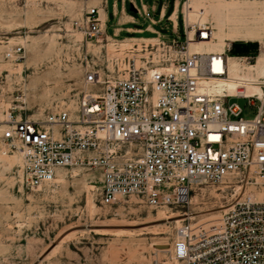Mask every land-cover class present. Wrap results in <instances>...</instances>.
Returning <instances> with one entry per match:
<instances>
[{
	"label": "built area",
	"instance_id": "2783aa9c",
	"mask_svg": "<svg viewBox=\"0 0 264 264\" xmlns=\"http://www.w3.org/2000/svg\"><path fill=\"white\" fill-rule=\"evenodd\" d=\"M69 1L81 5L72 32L80 44L100 47L106 65L102 69L84 58L83 89L72 108L50 111L42 120L0 110V142L21 155V187L35 193L55 182L61 170L92 169L101 206L134 200L171 210L189 204L194 186L233 177L239 187H248L245 196L212 222L179 225L169 260L264 264V77L252 83L260 94L215 90L214 83L227 77V59L194 49L210 41L213 30L206 23L190 24L182 10L184 41L161 37L153 44L162 50L156 61L109 59L106 47L117 50L119 43L102 31L98 11L106 1ZM22 54L21 46L5 43L0 64L16 63ZM233 98L247 100L253 116L242 118Z\"/></svg>",
	"mask_w": 264,
	"mask_h": 264
},
{
	"label": "rangeland",
	"instance_id": "374dc122",
	"mask_svg": "<svg viewBox=\"0 0 264 264\" xmlns=\"http://www.w3.org/2000/svg\"><path fill=\"white\" fill-rule=\"evenodd\" d=\"M105 1L107 33L112 35L113 4L119 13L122 0ZM133 1L137 12L126 0L127 14L140 27L150 25L140 8L141 2L149 6L152 0ZM178 2L177 30L163 22L154 36L184 41L180 13H185V0ZM80 7L69 0H0V53L5 43L23 49L20 61L0 64V110L15 109L29 120H42L50 111L74 106L83 89L85 57L104 69V51L80 44L71 30ZM184 15L190 24L211 27L206 48L222 51L239 76L264 70V0H188ZM120 43L117 50L106 47L109 59L156 61L162 51L153 42ZM230 103L242 109V118L255 112L245 99ZM20 166L19 152L0 142V264H179L169 260L176 228L212 222L248 192L228 177L218 185L194 186L183 208L152 210L134 200L103 207L95 170H61L55 182L32 193L19 183Z\"/></svg>",
	"mask_w": 264,
	"mask_h": 264
},
{
	"label": "crops",
	"instance_id": "0c3cea01",
	"mask_svg": "<svg viewBox=\"0 0 264 264\" xmlns=\"http://www.w3.org/2000/svg\"><path fill=\"white\" fill-rule=\"evenodd\" d=\"M130 2V8L137 12L136 4L133 0H128ZM100 0H91L88 4H99ZM178 0H152L147 6V4L141 2V12L150 13V18L148 19L150 25L145 27H140L137 25L135 19L128 15L126 12V0H122V8L118 13L116 10V5L113 4V17L115 19V23L112 28V35L107 33L109 17L104 10V6L99 8V18L102 25L103 34L107 37H111L114 40L120 42L123 41H133L139 43L140 45H145V43L153 42V44L158 43L161 37H156L154 34L157 33L156 26L162 24L163 22H167L171 24V27L174 31L178 28ZM144 15V14H143ZM175 15V16H174ZM174 17V19H173ZM144 33L153 34V36L144 35ZM120 35H124L122 40L116 38Z\"/></svg>",
	"mask_w": 264,
	"mask_h": 264
},
{
	"label": "bare ground",
	"instance_id": "6f19581e",
	"mask_svg": "<svg viewBox=\"0 0 264 264\" xmlns=\"http://www.w3.org/2000/svg\"><path fill=\"white\" fill-rule=\"evenodd\" d=\"M184 11L186 14L188 13V0L184 4ZM210 42L211 40L205 43H201L195 46L194 49L196 51L222 53V51L217 49L211 50L209 47L206 48L210 44ZM228 60L229 59L227 58V66H228L227 77L225 79L216 81L214 83L215 90H217L218 92L225 91L230 96H235L238 92L244 94L245 96L254 95L256 93L260 94V89L257 86H255V84L252 83L258 82L261 78L264 77V70L263 71L256 70L254 71V73H250V71L252 72V70H250L245 73H242V75L239 76L237 74V70L236 72L234 71V68L231 67V64L228 62ZM256 198H260V196L258 195Z\"/></svg>",
	"mask_w": 264,
	"mask_h": 264
}]
</instances>
